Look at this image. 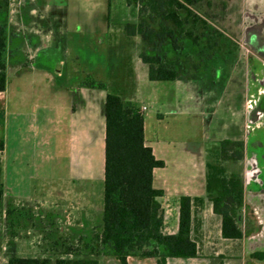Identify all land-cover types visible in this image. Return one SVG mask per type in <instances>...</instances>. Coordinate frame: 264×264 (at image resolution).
Wrapping results in <instances>:
<instances>
[{
    "label": "rangeland",
    "instance_id": "374dc122",
    "mask_svg": "<svg viewBox=\"0 0 264 264\" xmlns=\"http://www.w3.org/2000/svg\"><path fill=\"white\" fill-rule=\"evenodd\" d=\"M126 1L110 0L111 10H106L108 0H79L83 10H73V1L68 0L69 10H49L43 19L36 14L32 26L44 31L38 36L32 31L26 34V43H21L12 58L7 59L8 104L4 117L8 144L7 191L13 196L28 195L47 203L58 201L70 232L85 216L93 220L99 216L101 222L104 166L100 160L93 179L77 177L73 182L69 178V145L64 126L68 114L63 107L69 97L65 90H72L76 95L83 94V88L87 90L84 94L92 101L93 112L99 118L94 130L103 143L108 92L145 106L142 111L145 139L167 161V167L161 170L167 184L179 188L189 183L193 175H199L197 149H205L216 139L228 137L234 124L243 126L244 93L253 88L254 74L264 77L261 61L243 55L244 48L238 52L239 48H234L232 43L226 46L229 38L225 35L221 54L235 49L240 58L225 59L215 83L208 73L210 67L192 68L199 57L189 42L170 55L185 62L189 73L205 76L201 77L200 86L195 81H151L148 64L140 58L141 37L129 36L125 30L127 22L138 19L142 4L132 3L127 10ZM92 3H96L97 8L90 10ZM239 4L240 0H203L195 5L194 11L207 13L209 22L219 25L217 12L223 15L224 10L228 13L240 10ZM93 83H103L105 88L90 86ZM260 83L263 84L262 79ZM75 102L79 103V99ZM43 112L51 118L44 119ZM248 140L250 152L262 155L264 146L259 149L256 142L264 144V127L252 130ZM261 178L264 179V175ZM71 202L82 203L84 207L71 214ZM85 206L92 207L95 215L87 214L89 210ZM4 228L2 222L1 236ZM28 230L31 234L26 233ZM22 231L24 236L18 239L16 248L9 239L2 238L6 250L0 253V264L13 253L30 256L38 250L37 243H43L35 228Z\"/></svg>",
    "mask_w": 264,
    "mask_h": 264
},
{
    "label": "trees",
    "instance_id": "16d2710c",
    "mask_svg": "<svg viewBox=\"0 0 264 264\" xmlns=\"http://www.w3.org/2000/svg\"><path fill=\"white\" fill-rule=\"evenodd\" d=\"M203 0H127L129 6L142 4L138 19L127 22L129 36L139 35L143 41L141 60L148 64L151 81L178 80L196 74L189 73L185 62L170 53L189 42L196 50L194 70L202 65L213 75L225 61L228 53L221 54L225 33L219 25L209 22L207 13L195 12L194 7ZM9 0H0V10L8 7ZM9 31L0 24V92L5 91ZM226 46H230L226 42ZM209 52L206 53V51ZM227 52H230L228 49ZM221 54L222 56H219ZM205 55H208L205 56ZM218 55V56H217ZM207 73V72H206ZM205 73V74H206ZM105 88L103 83L91 84ZM105 167L103 212L99 224L85 234L72 239L52 238L60 230L52 215L37 213L32 206L17 205L8 200L3 207L4 186L0 159V225L6 229L9 243L15 245L20 231L43 228V242L50 247L48 256H8L7 264H103L114 258L127 264L129 257L155 258L157 264H167L172 258L198 257V244L192 236V202L190 196L179 200V229L165 231L162 203L164 190L154 186V169L164 167L152 147L145 142V120L140 106L116 93L108 92L104 105ZM3 143L0 142V149ZM245 141L226 138L219 141V149L211 152L213 160L207 162V198L214 212L222 219V236L240 239L255 228L254 214L245 199V184L241 174L229 172L226 163H237L245 157ZM247 211L246 229L242 227L243 210ZM252 213V216L248 214ZM0 236V251L2 249ZM263 256L264 253H256Z\"/></svg>",
    "mask_w": 264,
    "mask_h": 264
},
{
    "label": "crops",
    "instance_id": "0c3cea01",
    "mask_svg": "<svg viewBox=\"0 0 264 264\" xmlns=\"http://www.w3.org/2000/svg\"><path fill=\"white\" fill-rule=\"evenodd\" d=\"M73 1V10H83L82 5L79 4V0ZM83 1V0H82ZM89 1V0H84ZM106 10H111V2L108 0ZM16 0L8 4L4 10H0V24L6 23L9 31V48L13 52L17 51V47L27 41V36L32 31L34 36H38L44 30H39L37 26H32V20L36 14H40V18L43 19L49 10L53 12L61 10H69L70 2L66 0ZM91 9L97 8L96 3L90 4ZM127 10H130V6L125 3ZM240 10H233L228 13V10H224L223 15L219 12V26L223 30L226 36L229 38V45L231 43L234 48H244L246 52L243 55L253 57L261 61L264 66V0H240ZM247 8L252 10L253 13H247L248 10H242ZM86 10V9H85ZM246 12V13H245ZM258 14V15H256ZM260 16V17H259ZM22 35H24L22 37ZM46 36V35H44ZM24 39V40H23ZM237 51L230 50L225 56V59L229 57H235L239 60L240 57L236 56ZM13 54H6L7 59L12 58ZM225 62V61H224ZM221 68V67H220ZM220 70V69H218ZM217 70V71H218ZM217 71L211 75L212 82L215 83L218 79ZM199 75L183 77V81H195L200 86L201 77ZM253 88H248L244 93V114H243V126L240 124H234L233 131L229 133L228 137L222 139H216L215 143L205 149H197V167L199 175H193L189 180V183L182 185L179 188H172L167 184L162 169L167 167V161L165 158L157 153V148L145 139L148 146L152 147L154 155L157 159H161L165 162L164 167H157L154 169V186L164 190V196L162 198L164 214H165V231L168 233H176L179 229V200L183 195L190 196L193 199L192 202V236L198 244V257L193 258H172L168 259L167 264H264V255L256 256V253H264V179L261 176L264 175V170L261 168V163L264 164V151L262 155L256 156V154L249 150L248 135L254 129H260L264 127V77L253 75ZM262 79V83H260ZM83 88V94L76 95L72 90H65L69 97V102L63 107L67 110L66 120L67 124V142L69 145V178L74 182L75 178H88L93 179L95 173L99 169L100 160L105 167V118H104V143L100 141V135L97 130H94L95 125L99 123V118L95 112H93L94 105L92 101L85 96L86 89ZM206 94V93H205ZM7 89L0 92V142L3 146L0 149V159L2 167V182L4 186V200L3 207L6 206L8 200H11L17 205L32 206L37 213L42 215H52L60 230L53 232L52 238L65 236L72 239L85 234L82 228L86 227L91 229L100 223V217L93 219H85L74 227L71 231H68L66 220L61 214L58 201H52L47 203L45 200L34 199L31 196L25 195L13 196L8 193L6 186V173L8 168L7 152L8 144L7 138L4 135V117L7 110ZM79 99V103L75 102ZM206 96L204 97V100ZM141 110H145V106H140ZM43 112V118H51L48 113ZM49 120V119H48ZM237 129V131H236ZM93 132L95 133L93 136ZM146 133V124H145ZM146 136V134H145ZM230 139H241L245 141V157L242 161L237 163L228 162L226 167L229 172H237L242 175L245 184V199L246 202L253 210L255 228L248 236H244L240 239H227L222 236V219L221 216L216 214L213 209L212 202L207 198L206 189V171L207 162L210 160V154L213 151L219 149V141ZM256 146L261 149L264 144L261 141L256 142ZM195 154V153H194ZM261 160V161H260ZM160 171V172H158ZM66 202V201H65ZM63 204V203H62ZM72 208L71 214L76 212V209L84 207L81 203L71 202ZM89 210L87 214L94 216L92 207L85 206ZM70 214V215H71ZM246 214L247 211L243 210L242 227L246 229ZM90 220V221H89ZM96 221V222H95ZM98 222V223H97ZM37 230V236L43 240L45 232L43 228H35ZM4 234L2 238H7L6 229L4 228ZM27 234H31L28 230ZM6 234V235H5ZM24 236L23 231H20L18 237L15 238L14 248L17 247V241L20 237ZM43 242V241H42ZM38 250L34 251L30 256L21 257H36V256H48L52 254L50 247L46 242H38ZM6 250L4 244L0 251ZM15 252V251H14ZM8 257L4 258V264H7ZM103 264H119L114 258H106L102 262ZM127 264H157L155 258H139L129 257Z\"/></svg>",
    "mask_w": 264,
    "mask_h": 264
},
{
    "label": "built area",
    "instance_id": "2783aa9c",
    "mask_svg": "<svg viewBox=\"0 0 264 264\" xmlns=\"http://www.w3.org/2000/svg\"><path fill=\"white\" fill-rule=\"evenodd\" d=\"M12 1H16V0H9V3H12ZM19 1H21V0H19Z\"/></svg>",
    "mask_w": 264,
    "mask_h": 264
}]
</instances>
